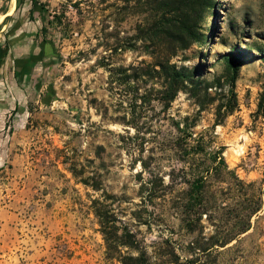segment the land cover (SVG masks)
<instances>
[{
  "label": "rangeland",
  "instance_id": "rangeland-1",
  "mask_svg": "<svg viewBox=\"0 0 264 264\" xmlns=\"http://www.w3.org/2000/svg\"><path fill=\"white\" fill-rule=\"evenodd\" d=\"M147 1L0 0V264H121L106 257L94 204L134 233L149 264H264V0H209L197 39L161 46L208 85L168 108L155 91L132 101L115 79L153 61L140 31L154 18ZM159 82L137 81L138 93ZM184 116L261 197L247 231L231 177L213 182L206 213L184 211L172 124Z\"/></svg>",
  "mask_w": 264,
  "mask_h": 264
},
{
  "label": "trees",
  "instance_id": "trees-1",
  "mask_svg": "<svg viewBox=\"0 0 264 264\" xmlns=\"http://www.w3.org/2000/svg\"><path fill=\"white\" fill-rule=\"evenodd\" d=\"M154 18L147 23L140 31L145 33L149 45L154 46L151 50L153 61L142 64V66H132V72L116 76V80L124 83L132 91L131 100L142 102L152 99L155 91L157 99L168 108L170 103L176 98L178 92L187 89L190 94L203 97L207 95L208 85L200 86L202 80L194 76V72L186 67H177L170 62L169 57L161 46L165 42H177L181 47H185L188 39H197L198 26L203 17V13L210 6L209 0H148ZM45 30L44 27H42ZM242 53L238 50L229 53L225 59L226 70L234 81L235 73L238 70ZM144 63V62H143ZM159 78V87L153 84L144 89V93L139 94L137 81L145 83ZM231 94L234 95L231 89ZM259 106L264 109V92L260 98ZM173 126L178 131L173 144L180 161L184 163L181 169L185 176L183 181L188 185L186 192L187 200L183 205L186 212L203 213L209 207L207 193L210 191L214 181H224L231 177L230 186L235 192L244 195L246 213L244 214L240 232H245L250 228V217L261 207V197L252 193L247 195L243 190L244 183L236 176L233 170L228 168L223 156L224 146L214 148L207 130L194 134L189 127V116H184L181 120H172ZM83 183H87L86 178H82ZM94 213L99 219L101 232L106 246V257L116 259L121 264H149V259L145 249L140 247L134 233L126 227L119 228L115 224L114 218L109 215L108 210L94 204ZM120 230V232H118ZM231 239L225 241L220 246H224ZM122 247L130 248L135 252H123Z\"/></svg>",
  "mask_w": 264,
  "mask_h": 264
}]
</instances>
